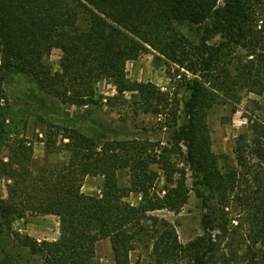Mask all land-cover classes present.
Instances as JSON below:
<instances>
[{"label": "trees", "instance_id": "16d2710c", "mask_svg": "<svg viewBox=\"0 0 264 264\" xmlns=\"http://www.w3.org/2000/svg\"><path fill=\"white\" fill-rule=\"evenodd\" d=\"M255 1L0 0V178L7 193L0 217L57 218V240L22 241L41 264H94L102 240L112 264H142L131 261L139 246L150 251L148 264H264V105L254 104L248 118L251 139L236 138L232 166L219 165L227 158L212 152L207 125L216 105L234 111L243 93L264 97V13ZM182 23L200 30L198 40L177 30ZM53 50L61 52L55 72L44 64ZM147 53L167 67L174 83L166 92L127 78V63ZM10 72L29 75L44 94L77 109L97 106V85L108 81L116 91L110 106L129 95L134 115L163 118L170 138L163 145L99 143L76 129L49 127L46 150H57L61 136L67 158L35 167L32 148L11 139L5 124ZM121 171L125 186L117 182ZM87 177L103 178L98 196L81 191ZM191 193L205 211L202 235L182 244L175 228L152 214H179ZM132 194L136 205L127 202ZM229 208L249 227L242 252L221 245L228 229L218 219Z\"/></svg>", "mask_w": 264, "mask_h": 264}, {"label": "rangeland", "instance_id": "374dc122", "mask_svg": "<svg viewBox=\"0 0 264 264\" xmlns=\"http://www.w3.org/2000/svg\"><path fill=\"white\" fill-rule=\"evenodd\" d=\"M257 2L256 4L255 1V4L264 13V0ZM176 27L182 35L191 40H198L200 32L198 28L183 23ZM60 58L61 52L53 50L44 59V64L55 72L59 68ZM126 73L129 80L153 83L163 92L171 89L174 83L171 82L166 66L153 63L151 53L143 55L136 62L127 63ZM3 88L8 100V119L5 124L11 132L10 137L13 140L23 139L26 145L32 148L34 166L38 168L62 162L67 158L60 143L61 136L57 140V150L52 153L46 150L44 141L49 127L76 129L99 143L137 138L163 145L170 138L163 125V118L134 115L128 105L129 95H125L123 99L127 103L123 104L122 100H119L110 106L108 99L113 98L116 91L108 81H102L97 85V94L101 97L98 99V105L82 109L62 105L57 99L44 94L29 75L19 72L8 73ZM256 103L263 106L264 97L243 93L241 103L234 111L230 105L219 104L208 112L207 125L211 132V150L215 155L227 158L219 161L221 167L234 164L232 150L237 137L245 134L251 139L248 118L253 114ZM63 142L66 143L67 140ZM6 153L4 149L1 155L5 156ZM117 182L119 186L127 185L128 174L125 171L117 173ZM190 183L189 180L188 184ZM102 184V177H87L83 181L81 191L88 196H98ZM6 195V182L0 178V199H4ZM138 201L139 197L135 194L127 199L132 205H136ZM204 212L201 202L194 193H191L188 204L179 214L164 210L152 215L169 222L175 228L180 243L186 244L202 235L200 223ZM225 213L218 219L220 223L226 224L228 229V235L223 238L224 242H221L222 248L227 250L230 246L234 251L242 252L249 227L244 221H237L240 212L236 208H229ZM241 223L242 225L238 227ZM213 235H219V232L214 231ZM26 236L38 243L57 240L59 236L57 218L26 216L23 219L4 220L0 217V264H41L39 258L32 256L23 246L22 241ZM149 253V250L139 246L131 255V261L136 262L137 258H140L142 264H148ZM112 263L109 241L102 240L96 243L94 264Z\"/></svg>", "mask_w": 264, "mask_h": 264}]
</instances>
